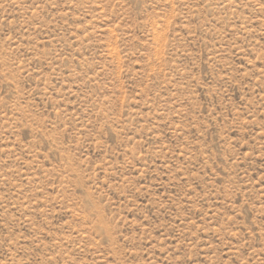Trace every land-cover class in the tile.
I'll use <instances>...</instances> for the list:
<instances>
[{"label": "rangeland", "instance_id": "rangeland-1", "mask_svg": "<svg viewBox=\"0 0 264 264\" xmlns=\"http://www.w3.org/2000/svg\"><path fill=\"white\" fill-rule=\"evenodd\" d=\"M0 264H264V0H0Z\"/></svg>", "mask_w": 264, "mask_h": 264}]
</instances>
